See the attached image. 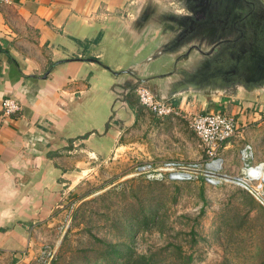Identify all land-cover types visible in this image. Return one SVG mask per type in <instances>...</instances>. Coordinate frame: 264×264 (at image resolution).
<instances>
[{"label":"crops","instance_id":"0c3cea01","mask_svg":"<svg viewBox=\"0 0 264 264\" xmlns=\"http://www.w3.org/2000/svg\"><path fill=\"white\" fill-rule=\"evenodd\" d=\"M140 5L156 8L155 16L147 18L144 24L137 17ZM176 11L153 0L0 3L1 251L16 252L23 248L29 225L26 223L46 222L64 192L90 171L92 152L107 149L109 120L114 121L117 115V121L127 122L131 116L127 104L131 92L113 88L124 76L110 75L98 62L115 72L125 70L134 53L146 55L153 51L155 47L147 38L172 40L185 35L194 43L201 40L205 55L190 54L188 59L193 60L195 68H182L183 72L152 81L151 91L147 90L156 99L173 103L190 95L246 98L252 102L258 99L260 91L251 85L257 86L261 79L236 77V70L225 63L230 55L229 46L224 50L223 46L212 47L218 36L207 42L187 28L190 22L158 16L174 15ZM33 35L36 52L43 53L39 61L34 53L21 48ZM219 68L223 74L218 73ZM135 69L137 74L149 75L163 73L167 68ZM173 86L187 89L168 100L166 94ZM7 97L19 103L20 110L15 116L2 115L1 101ZM174 105L175 109L179 107ZM216 107L218 112L226 109L221 104ZM230 109L232 113L237 111ZM231 147L229 139L219 150L222 172ZM240 153L243 162L250 161L247 167L259 166L263 170L264 156H260L254 134L249 135L248 144Z\"/></svg>","mask_w":264,"mask_h":264},{"label":"rangeland","instance_id":"374dc122","mask_svg":"<svg viewBox=\"0 0 264 264\" xmlns=\"http://www.w3.org/2000/svg\"><path fill=\"white\" fill-rule=\"evenodd\" d=\"M34 37L21 48L39 61L43 53L36 52ZM257 98L190 95L174 101L179 115L157 119L138 107L132 90L128 121L109 120L107 149L92 152L90 171L64 192L46 222L26 223L22 249L0 250V264L263 263L264 184L258 189L247 181L250 161L243 162L240 153L254 134L264 156V89ZM218 104L226 106L221 111L233 116L237 128L223 174L241 178L262 200L227 178L212 187L199 179L172 183L136 174L135 165L146 162L204 165L188 120L218 112Z\"/></svg>","mask_w":264,"mask_h":264},{"label":"water","instance_id":"95a60500","mask_svg":"<svg viewBox=\"0 0 264 264\" xmlns=\"http://www.w3.org/2000/svg\"><path fill=\"white\" fill-rule=\"evenodd\" d=\"M138 9L137 17L142 18V24L147 18L155 16V7L150 9L149 6L140 5ZM158 16L169 19L185 18L190 22L187 28L193 35L207 42L212 41L215 36L234 38L235 43L229 46V51H227L230 55L227 57L229 60H225L226 65L229 63V68L236 70V77L245 75L251 80H262L264 77V5L260 0H199L198 4L187 7L185 12L176 11L174 15L166 13ZM197 17L201 21L195 25L192 20ZM221 50H224V46ZM220 70L221 68L218 69V73L223 74ZM45 76L46 74L43 78ZM221 80H223L222 76ZM227 81L230 80L227 79ZM261 83L259 82L257 86L251 85V87L262 92ZM228 180L242 186L259 199L241 178L228 177Z\"/></svg>","mask_w":264,"mask_h":264},{"label":"built area","instance_id":"2783aa9c","mask_svg":"<svg viewBox=\"0 0 264 264\" xmlns=\"http://www.w3.org/2000/svg\"><path fill=\"white\" fill-rule=\"evenodd\" d=\"M5 1L0 0V3ZM135 98L137 104L154 118L162 119L179 115V111L171 104L156 99L146 88H136ZM1 110L3 116H15L20 110L19 103L13 98H4L1 101ZM188 126L200 144L206 160L204 165L172 160L159 163L146 162L135 165L136 174L147 180L172 183L194 181L202 177L204 184L212 187L218 186L228 178L222 172V160L218 157V153L222 145L236 134L237 128L233 116L210 111L192 116L188 120ZM245 170H254L251 174H247L248 179L245 178L249 182L258 183V189H261L264 184V168L262 170L259 166L245 165ZM255 191L260 194L257 189ZM255 191L253 190L254 193ZM258 198L261 199V194Z\"/></svg>","mask_w":264,"mask_h":264},{"label":"flooded vegetation","instance_id":"af4514ba","mask_svg":"<svg viewBox=\"0 0 264 264\" xmlns=\"http://www.w3.org/2000/svg\"><path fill=\"white\" fill-rule=\"evenodd\" d=\"M160 5H163L167 8H173L174 10H177L179 12H185V9L187 7L194 6L195 4L199 3V0H153ZM171 20L175 22L185 23L189 22L185 18H178L173 17ZM194 23H199L201 20L200 18H194L192 20ZM159 35V34H158ZM157 35V36H158ZM136 38V36H135ZM152 39V40H151ZM192 39H187V36H178L175 39L168 40L164 37H149L147 38V41H151L153 47V51L146 55H140V53H134L131 57V64L127 67L128 69L120 70V71H112L109 69L108 66H106L103 63L98 64L105 69L110 75L114 77H120L124 76L123 79L120 80L118 85H115L113 88L117 89H125L127 92H132V90L143 87L146 89H149L151 91V87L149 86L152 81H160L164 78H167L168 76L172 75V73L177 72H183L182 68H195V64L193 60H189L188 57L190 54H196V55H202V49L200 47L201 40L199 43H194L191 41ZM235 43V39H227V38H217L213 44V49H219L222 46H231ZM177 54H174L175 52H178ZM205 55V53H203ZM173 57V58H172ZM172 59V60H170ZM135 68H167L163 73H151L149 75H145L144 72L141 74L136 73ZM177 68V69H176ZM197 68V67H196ZM179 69V70H178ZM262 86L264 87V77L261 80ZM125 86L126 88H124ZM184 88V89H183ZM178 88L174 87L171 88L167 94L166 98L169 99H175L178 97V94H180L182 91L186 90L187 87ZM123 91V90H122ZM155 97V94H153ZM118 97V96H117ZM157 98V97H155ZM117 121V115L115 117V120Z\"/></svg>","mask_w":264,"mask_h":264},{"label":"bare ground","instance_id":"6f19581e","mask_svg":"<svg viewBox=\"0 0 264 264\" xmlns=\"http://www.w3.org/2000/svg\"><path fill=\"white\" fill-rule=\"evenodd\" d=\"M247 170H245L244 169V175H245V177H246V175H247ZM248 174H251V173H248ZM228 179V178H227ZM247 179H248V175H247ZM225 181H228L229 182V180H225ZM234 184V183H233ZM246 184V183H245ZM247 185V184H246ZM248 186V185H247ZM249 187V186H248ZM258 187V186H257ZM250 190H252L251 188H249ZM253 191V190H252ZM258 197H259V194H256ZM262 200V199H261Z\"/></svg>","mask_w":264,"mask_h":264},{"label":"trees","instance_id":"16d2710c","mask_svg":"<svg viewBox=\"0 0 264 264\" xmlns=\"http://www.w3.org/2000/svg\"><path fill=\"white\" fill-rule=\"evenodd\" d=\"M199 180H201V181H202V180H203V178H202V177H199ZM261 264H264V262H263V263H261Z\"/></svg>","mask_w":264,"mask_h":264}]
</instances>
